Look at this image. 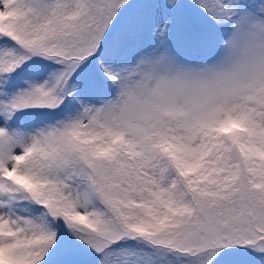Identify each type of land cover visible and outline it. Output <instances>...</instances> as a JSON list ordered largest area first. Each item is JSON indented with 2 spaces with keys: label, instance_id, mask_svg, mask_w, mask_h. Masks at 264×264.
<instances>
[{
  "label": "snow or ice",
  "instance_id": "obj_1",
  "mask_svg": "<svg viewBox=\"0 0 264 264\" xmlns=\"http://www.w3.org/2000/svg\"><path fill=\"white\" fill-rule=\"evenodd\" d=\"M0 264H264V0H0Z\"/></svg>",
  "mask_w": 264,
  "mask_h": 264
}]
</instances>
